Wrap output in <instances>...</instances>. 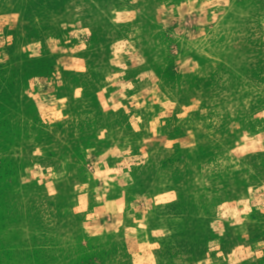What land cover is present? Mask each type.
<instances>
[{
    "label": "rangeland",
    "instance_id": "374dc122",
    "mask_svg": "<svg viewBox=\"0 0 264 264\" xmlns=\"http://www.w3.org/2000/svg\"><path fill=\"white\" fill-rule=\"evenodd\" d=\"M0 264H264V0H0Z\"/></svg>",
    "mask_w": 264,
    "mask_h": 264
}]
</instances>
